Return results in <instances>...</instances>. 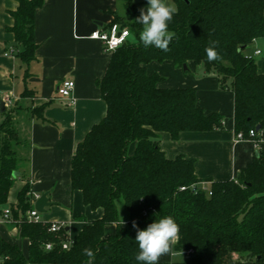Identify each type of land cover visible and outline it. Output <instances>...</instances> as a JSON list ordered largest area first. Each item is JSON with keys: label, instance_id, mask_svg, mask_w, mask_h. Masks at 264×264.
<instances>
[{"label": "trees", "instance_id": "1", "mask_svg": "<svg viewBox=\"0 0 264 264\" xmlns=\"http://www.w3.org/2000/svg\"><path fill=\"white\" fill-rule=\"evenodd\" d=\"M172 1L178 11L169 22L175 36L167 52L139 42L143 26L135 20L140 9L131 0L128 21L115 19L130 29L135 40L128 39L114 51L97 83L107 113L79 143L71 169L72 188L82 190L91 208H103V217L87 223L65 249L66 230L53 233L49 224L27 220V211L34 208L28 182L17 207L10 210L22 235L30 240L29 253L26 256L0 235V264H85V248L95 252L94 264H139L133 221L144 230L166 216L179 225L175 251L189 253L182 261L159 264H264V149L236 178L209 180L212 194L181 190L201 182L195 160L168 158L160 145L161 133L178 140L183 132L222 130L224 118L198 105L195 88L160 86L164 78L147 71L152 61L172 60L179 68L190 61L202 65L219 76L221 87L234 92L237 134L249 137L259 124L264 130V74L256 59L245 53L255 37H264V0ZM43 2L19 0L13 12L15 23L10 30L23 46L18 56L25 63L35 57V14ZM210 40L219 41L221 60L208 61L205 48ZM43 111L44 106L30 110L45 119ZM4 117L0 123V217L15 180L25 176L27 163L20 152L26 142L13 115L5 112ZM133 142L136 149L129 154ZM119 199L129 213L127 223L121 221ZM114 224L115 232L107 236L106 227ZM50 242L53 247L47 249Z\"/></svg>", "mask_w": 264, "mask_h": 264}, {"label": "crops", "instance_id": "2", "mask_svg": "<svg viewBox=\"0 0 264 264\" xmlns=\"http://www.w3.org/2000/svg\"><path fill=\"white\" fill-rule=\"evenodd\" d=\"M130 0H44L35 14V57L23 62L18 53L23 46L10 30L14 26L13 12L19 0H0V101L8 103L5 112L13 115L17 129L26 144L20 152L27 159L23 174L9 191L8 203L2 209L16 208L19 194L29 182L28 196L35 207L34 194L47 193L43 223L63 222L64 240L73 242L84 226L103 217L104 209L85 204L82 190L73 189L72 158L77 147L91 129L107 113L98 81L104 77L114 52L106 51L101 41L91 39L92 31L106 30L116 17L128 21ZM138 9H147V0H131ZM120 23V22H118ZM133 35L129 39L134 41ZM252 42L245 53L256 59L264 74V52L255 55ZM189 73L183 72L172 60L152 61L149 74L159 73L164 79L160 86L193 87L198 105L206 113H219L224 128L213 131L183 132L178 140L162 132L160 145L168 158L185 156L195 160V171L201 182L225 181L237 177L238 172L253 162L257 149L250 139H237L235 130V98L230 88L221 87L219 76L207 72L202 65L190 61ZM66 79L75 81L74 103H64L58 88ZM29 91L30 93H27ZM44 106L41 119L30 110ZM136 143L129 146L133 154ZM0 222V235L17 244L27 256L30 240L22 235L21 226L14 222ZM128 222V218L121 220ZM107 236L116 225H108ZM162 256L159 262H174L178 254Z\"/></svg>", "mask_w": 264, "mask_h": 264}, {"label": "clouds", "instance_id": "3", "mask_svg": "<svg viewBox=\"0 0 264 264\" xmlns=\"http://www.w3.org/2000/svg\"><path fill=\"white\" fill-rule=\"evenodd\" d=\"M148 7L140 10V16L135 22L143 26L139 33V42L145 47L154 46L167 52L175 33L169 31V22L177 13V7L166 0H147ZM135 39V37H133ZM255 55L260 56L264 52V37H255ZM219 41L210 40L205 48L209 62L221 60L217 51ZM124 223V222H123ZM133 227L137 228L135 241L139 251L135 260L139 264H159V260L165 255H175L174 245L179 234V225L172 216H166L149 224L146 229L140 230L135 221ZM83 255L87 257L85 264H94L95 252L91 248L83 249Z\"/></svg>", "mask_w": 264, "mask_h": 264}, {"label": "built area", "instance_id": "4", "mask_svg": "<svg viewBox=\"0 0 264 264\" xmlns=\"http://www.w3.org/2000/svg\"><path fill=\"white\" fill-rule=\"evenodd\" d=\"M131 35L130 29L128 27L122 26L118 22H113L106 30H94L90 34L91 39L99 40L103 43L104 48L106 51L114 52L118 47L123 45ZM75 88V81L72 79H66L64 80L61 85L58 88L59 98L67 104L74 103V97H73V90ZM6 106L8 105L7 102H5ZM237 139L243 140V139H250L253 141L255 148L257 151L264 149V130L260 129L259 131L256 129H251L249 132V137H245L242 132H239L237 134ZM206 182H199L194 183L191 186H182L181 190H187L191 189L193 192H198L199 190L208 191V187L205 186ZM209 194H212L211 191H208ZM40 194H34V200L33 202H36L38 198H40ZM27 220L40 223L44 222L41 216V213L34 207L31 210L27 211L26 213ZM12 215L10 208H7L3 211L2 216L0 217V222L2 223H8L12 222ZM63 230H66L65 223L63 222H52L49 225V231L53 233H60ZM71 241L64 240L62 243L63 248L68 249L71 246ZM53 247V243H47L46 248L51 249ZM187 252L186 254H188Z\"/></svg>", "mask_w": 264, "mask_h": 264}, {"label": "water", "instance_id": "5", "mask_svg": "<svg viewBox=\"0 0 264 264\" xmlns=\"http://www.w3.org/2000/svg\"><path fill=\"white\" fill-rule=\"evenodd\" d=\"M184 67L187 69V64L184 65ZM6 110V106H5V101H0V112H4ZM262 129V126L259 124L256 127V130H260ZM16 177L19 175V173H15L14 174ZM51 203L49 201V198L47 196V193H43L40 198H38L35 202V208L39 211V212H45L46 211V207L49 206Z\"/></svg>", "mask_w": 264, "mask_h": 264}, {"label": "rangeland", "instance_id": "6", "mask_svg": "<svg viewBox=\"0 0 264 264\" xmlns=\"http://www.w3.org/2000/svg\"><path fill=\"white\" fill-rule=\"evenodd\" d=\"M167 3H172L174 4V2L172 0H166ZM175 5V4H174ZM176 6V5H175ZM183 72H187L189 73L190 70L186 69L185 67L181 68ZM10 113V112H9ZM12 114V113H11ZM5 117L3 116V118L1 117L0 118V123L3 121ZM160 140H161V137H160ZM205 186H209V184H206ZM117 206H118V209H119V214H120V218L121 220L125 219V218H129V213L127 211V209L125 208L124 206V203H123V200L122 199H119L117 201ZM41 213V216L43 217L45 215V212H40ZM184 255L182 254H178V256L175 257L176 260H182L184 259Z\"/></svg>", "mask_w": 264, "mask_h": 264}]
</instances>
